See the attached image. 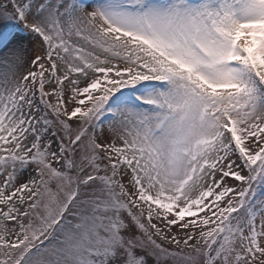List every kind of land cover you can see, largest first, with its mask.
I'll list each match as a JSON object with an SVG mask.
<instances>
[{
	"label": "snow or ice",
	"instance_id": "snow-or-ice-1",
	"mask_svg": "<svg viewBox=\"0 0 264 264\" xmlns=\"http://www.w3.org/2000/svg\"><path fill=\"white\" fill-rule=\"evenodd\" d=\"M0 264H264V0H0Z\"/></svg>",
	"mask_w": 264,
	"mask_h": 264
}]
</instances>
